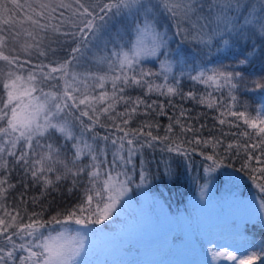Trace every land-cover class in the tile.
Wrapping results in <instances>:
<instances>
[{
  "label": "trees",
  "instance_id": "obj_1",
  "mask_svg": "<svg viewBox=\"0 0 264 264\" xmlns=\"http://www.w3.org/2000/svg\"><path fill=\"white\" fill-rule=\"evenodd\" d=\"M139 40L159 49L151 66L123 62ZM17 77L48 112L35 139L12 129ZM40 143L69 170L40 167ZM229 179L264 204V0H0V264H40L51 237L104 233L119 237L115 259L139 258L121 237L157 200L176 240L187 220L211 257L191 204ZM232 240L264 264V225Z\"/></svg>",
  "mask_w": 264,
  "mask_h": 264
},
{
  "label": "rangeland",
  "instance_id": "obj_2",
  "mask_svg": "<svg viewBox=\"0 0 264 264\" xmlns=\"http://www.w3.org/2000/svg\"><path fill=\"white\" fill-rule=\"evenodd\" d=\"M158 52V48H150L145 40H139L133 52L124 56L123 62L129 64L144 61L147 66H151V61L156 58ZM34 91L35 84L20 77L12 80L7 87L12 129L19 135L35 139L42 136V132L50 123L42 99L39 102L34 100ZM49 99L51 103L52 97ZM38 151L40 167L50 157L58 169V174L69 170L59 155L49 151L42 152L41 143ZM237 181L227 180L218 193L215 182L210 180L191 204L197 213L196 224L201 239L204 242L217 241L218 248L213 251L211 257L202 248L187 220H180L183 240H176L175 234L180 228L175 226V219H172L171 214L157 200L154 208L147 205L137 217L135 215V218L131 219L121 237L122 241L134 240L140 248L139 258L115 259L119 237L104 233L99 240L85 235L77 239L78 241L66 236L51 237L44 244L46 258L40 264H91V261L94 264H108L104 262L107 257L112 259L109 264H251L252 253L248 250L253 248L254 244L243 246L232 238L242 234L247 223L264 225V204L253 195H237L238 192L232 190ZM215 235H220L222 239L218 240ZM167 249L170 253H166ZM123 255L131 254L128 252ZM29 263L37 264L36 261Z\"/></svg>",
  "mask_w": 264,
  "mask_h": 264
}]
</instances>
